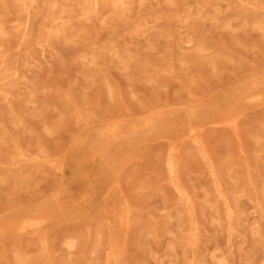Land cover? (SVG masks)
I'll return each instance as SVG.
<instances>
[{
  "label": "rangeland",
  "instance_id": "374dc122",
  "mask_svg": "<svg viewBox=\"0 0 264 264\" xmlns=\"http://www.w3.org/2000/svg\"><path fill=\"white\" fill-rule=\"evenodd\" d=\"M23 1L0 0V227L50 220L47 247L0 235V264H264V0Z\"/></svg>",
  "mask_w": 264,
  "mask_h": 264
},
{
  "label": "bare ground",
  "instance_id": "6f19581e",
  "mask_svg": "<svg viewBox=\"0 0 264 264\" xmlns=\"http://www.w3.org/2000/svg\"><path fill=\"white\" fill-rule=\"evenodd\" d=\"M15 1V3H17V4H19L21 7H22V9L23 10H25L26 12H28V7H29V5H27L23 0H14ZM30 2H33L34 0H29ZM81 3V2H80ZM260 3H262V2H260ZM83 6H85L86 8H84V10H83V13L84 14H87L88 12H92V13H96V12H98V9L101 7V6H105V5H107V6H110L114 11H118V10H120V9H122L123 8V6L125 5V0H83V4H82ZM263 5V4H262ZM51 7H54V5H52ZM82 7V6H81ZM35 8V7H34ZM100 11V10H99ZM30 14V13H29ZM98 15H99V13H98ZM81 16V15H80ZM31 17V16H30ZM88 18V17H87ZM254 19H256V18H254ZM253 19V21H255ZM257 20V19H256ZM29 21V18L27 17V22ZM259 21V20H258ZM53 22V21H52ZM1 23V22H0ZM26 23V22H25ZM254 23V22H253ZM256 23V22H255ZM259 24V23H258ZM261 24V23H260ZM259 24V25H260ZM257 25V24H256ZM53 26V25H52ZM58 26V25H57ZM263 25L261 24V27H262ZM69 27V26H68ZM44 28V27H43ZM54 29V28H53ZM262 30H263V27L261 28ZM260 31V30H259ZM263 32V31H262ZM55 34H57V32H55ZM0 35H4V32H3V28H2V26H1V24H0ZM4 39V38H3ZM1 40H2V38H1ZM186 43V42H185ZM189 44V43H188ZM205 49V48H204ZM184 64H186V63H184ZM262 96H263V94L261 93V92H257V93H255L254 95H248V96H246L245 98H243V103H244V105H254V104H257V103H259L261 100H262ZM150 106H152V105H150ZM173 112V111H172ZM136 122V121H135ZM235 123V122H234ZM133 124H132V122H129V121H117V122H115L113 125H112V127H111V131H110V134H109V136L108 137H106L105 138V144H108V145H112V144H114V143H116V142H118L119 141V139H120V137H121V134L123 133V132H125V131H127L128 129H130V127L132 126ZM233 124H230L229 126H232ZM228 126V127H229ZM231 128H233V127H231ZM235 129V128H234ZM88 136V135H87ZM86 136V137H87ZM92 137V136H91ZM83 139V138H82ZM94 139V138H93ZM191 139V138H190ZM90 140V139H89ZM194 140H196V139H194ZM198 140V139H197ZM85 141H87V140H85ZM189 141H191V140H189ZM200 141V140H199ZM3 142V141H2ZM90 142V141H89ZM88 142V143H89ZM191 142H193V141H191ZM196 142V141H195ZM86 143V142H85ZM181 143V142H180ZM194 143V142H193ZM199 142L197 141V144H198ZM179 144V143H178ZM197 144H195L194 146L196 147L197 146ZM200 144V143H199ZM198 144V145H199ZM203 144V143H202ZM169 145V144H168ZM167 145V146H168ZM201 145V144H200ZM181 146V145H180ZM89 147V146H88ZM169 147H170V145H169ZM169 147H168V149H169ZM200 147V146H199ZM62 148V147H61ZM60 148V149H61ZM64 148H66V145L64 146ZM171 148H174V145L172 146V144H171ZM197 148V151H198V149L200 150V148H198V147H196ZM16 149V148H15ZM175 149V148H174ZM204 149V148H203ZM64 150V149H63ZM180 150V149H179ZM201 150H202V148H201ZM170 151V150H169ZM172 151V150H171ZM174 151V150H173ZM61 152V151H60ZM202 152H204V150L203 151H198V155H200V153H202ZM42 153V152H41ZM64 153V152H63ZM206 153V152H205ZM169 154V153H168ZM171 154V153H170ZM173 154V153H172ZM42 155H44V153L42 154ZM46 155V154H45ZM45 155H44V158H48V157H45ZM177 155H178V153H177ZM201 155H204V153H202ZM200 155V156H201ZM170 156H172V155H170ZM205 156V155H204ZM203 156V157H204ZM206 157H208L207 155H206ZM206 157H205V159H206ZM44 158H42V160L43 161H46V159H44ZM201 158V157H200ZM49 159V158H48ZM54 159H56V158H54ZM167 159V158H166ZM204 159V158H203ZM209 159V158H208ZM174 161H175V159H174ZM174 161H173V159H172V157L170 158H168L167 159V161H166V166H167V170H168V175H169V177H170V181H171V185H172V187L182 196V197H184L187 201H188V199H187V196H186V194L183 192L184 190H182L180 187L182 186H180L178 183H177V180L175 179V174H174V170H176L175 169V167H176V163L174 164ZM177 161V160H176ZM46 163V162H45ZM205 164H206V162H204ZM211 162L209 161V163L207 162V165L209 164V165H211L210 164ZM48 164V163H47ZM50 164H52V166L53 167H55V169L58 171V172H63V170H64V165H65V159H64V156H62L61 158H59V159H56V160H54L53 161V163L51 162ZM206 166L207 168L208 167H211L212 168V166ZM177 169H178V167H177ZM209 169V168H208ZM210 170V169H209ZM212 170H213V168H212ZM211 172H213V171H211ZM210 172V173H211ZM54 174H56L55 172H53ZM176 173V172H175ZM209 173V172H208ZM214 174H215V171L213 172V175H211L212 177H215L214 176ZM210 175V174H209ZM55 176V175H54ZM178 176H179V174H178ZM218 176V175H217ZM176 177H177V175H176ZM180 177V176H179ZM210 177V176H209ZM247 177V176H246ZM260 177H262V178H264V176H260ZM217 178V177H216ZM248 178V177H247ZM250 178H251V176H250ZM177 179H178V177H177ZM211 179V178H210ZM213 179H215V178H213ZM218 179V181H220V179L219 178H217ZM256 179H257V177H256ZM252 180V179H251ZM264 180V179H263ZM262 180V181H263ZM167 181L169 182V180H168V178H167ZM217 181V180H216ZM217 181V183H221V181L220 182H218ZM260 181V180H259ZM167 182V183H168ZM211 182V181H210ZM258 182V181H257ZM212 183V182H211ZM246 184H247V182H246ZM254 185L255 184H253V186L252 187H254ZM168 186H169V184H168ZM183 187H185V186H183ZM238 187H239V185H238ZM186 188V187H185ZM222 188V187H221ZM250 188H251V186H250ZM171 189V188H170ZM212 189H213V187H212ZM234 189H236V188H234ZM244 190V189H243ZM242 190V191H243ZM223 191H224V189H223ZM233 192H235V191H233ZM187 193V192H186ZM218 194H219V192H217ZM223 193V192H222ZM221 193V194H222ZM224 194V193H223ZM222 194V195H223ZM235 194V193H234ZM188 195H190V193L188 194ZM221 195V196H222ZM224 196H226V193H225V195ZM223 196V197H224ZM190 197H191V195H190ZM213 197H214V199L216 198V196H214L213 195ZM225 198V197H224ZM229 198V197H228ZM261 198V197H260ZM43 199V198H42ZM180 198L178 197V200H179ZM193 199V198H192ZM230 199V198H229ZM206 199H204V201H205ZM216 200V199H215ZM179 201H181V199L179 200ZM194 201V200H193ZM204 201H202V202H204ZM219 201V200H218ZM228 202L230 201V200H227ZM233 201V200H232ZM208 202V201H207ZM40 203V202H39ZM125 204H126V202H124ZM123 202H120L119 204H118V211H117V215H116V217H120V215L122 214V213H124L125 211H127V213H130L129 212V210L127 209L128 207L127 206H125V204H124ZM184 203V202H183ZM189 203V202H188ZM194 203V202H193ZM206 203V201L204 202V203H202V204H205ZM218 203V202H217ZM219 203H220V201H219ZM231 203V202H230ZM72 204H75V202H72ZM229 204V203H228ZM184 205V204H183ZM193 205V204H192ZM223 205V204H222ZM229 205H231V204H229ZM129 206V205H128ZM127 207V208H126ZM183 207H185V205L183 206ZM223 207H225V206H223ZM231 207H233L232 205H231ZM133 208V207H132ZM131 207H130V209H132ZM189 208V207H188ZM194 208V207H193ZM185 209V208H184ZM189 210H190V208H189ZM191 210H192V208H191ZM190 210V211H191ZM195 210V209H194ZM223 210V209H222ZM193 211V210H192ZM225 212V217H226V219L229 221V220H231V218H232V212H233V210H232V212H231V210L229 209V208H226L225 210H224ZM235 211V210H234ZM132 212H134V211H132ZM131 212V213H132ZM184 212H186L185 210H184ZM187 213V212H186ZM185 213V214H186ZM191 213V212H190ZM189 213V214H190ZM194 213H196V212H194ZM193 214V213H192ZM192 214H190V215H192ZM186 215H188V214H186ZM196 214H194V216H195ZM234 215V214H233ZM193 216V217H194ZM224 216V215H223ZM131 217V216H130ZM186 217H189V216H186ZM195 217H197V215L195 216ZM194 217V218H195ZM236 217V216H235ZM225 219V218H224ZM50 220V218L49 217H47L46 216V214H44V213H39V214H37V215H29V216H25V217H22V218H20V219H18L17 221H15V222H13L12 224H10L9 226H5V227H0V235H3L6 231H9V232H12V233H15V234H19V233H21V234H31V235H34V236H36L37 238H38V242H40L39 244L40 245H46V247H47V241H46V244H45V241H44V239L42 238V236L40 235L41 234V228H42V225L43 224H45V223H47L48 221ZM196 220V219H195ZM129 221H131V223L133 222L132 221V218H131V220H129ZM187 221H189L188 219H187ZM194 221V220H193ZM197 221V220H196ZM80 222H83V220L81 221L80 220ZM195 222V221H194ZM78 223V222H77ZM130 223V224H131ZM134 223V222H133ZM195 223H197V222H195ZM233 222H231V224H232ZM79 224V223H78ZM82 224V223H81ZM81 224H79V225H81ZM135 224V223H134ZM148 224V223H147ZM188 224V223H187ZM192 224V223H191ZM145 225V224H144ZM143 225V226H144ZM149 225V224H148ZM147 225V226H148ZM123 226H124V224L123 223H121L120 224V226H119V228L122 230L123 229ZM140 226V225H139ZM138 226V229L137 230H139V228H140V230H144V229H142L143 228V226H141V227H139ZM146 226V225H145ZM152 226V225H151ZM134 227V226H133ZM150 227V226H149ZM166 227V226H165ZM189 227V226H188ZM232 227V226H231ZM135 228H136V225H135ZM134 228V229H135ZM147 228V227H146ZM197 228H198V226H197ZM84 229V228H83ZM132 229V228H131ZM150 229V228H149ZM194 229H195V227H194ZM199 229V228H198ZM85 230H87V229H85ZM197 230V229H196ZM195 230V231H196ZM88 231V230H87ZM86 231V232H87ZM145 231V230H144ZM188 231H189V229H188ZM198 231V230H197ZM149 232V231H148ZM77 233V235H78V232H76ZM80 233V235H81V232H79ZM136 233V232H135ZM137 233H138V231H137ZM150 233V232H149ZM192 233V232H191ZM231 233V232H230ZM151 234V233H150ZM198 234H199V231H198ZM76 235V234H75ZM79 235V236H80ZM85 235V234H84ZM87 235H88V233H87ZM137 234H135V236H136ZM196 235V234H195ZM82 236V235H81ZM89 237H91V236H89ZM197 237H198V235H197ZM72 238V237H71ZM139 238V237H138ZM183 238H184V236H183ZM182 238V239H183ZM70 239V238H69ZM73 239V238H72ZM79 239V238H78ZM92 239V238H91ZM140 239V238H139ZM193 239V238H192ZM75 241H76V238L74 239ZM93 240V239H92ZM185 240V239H184ZM183 240V241H184ZM190 240V239H189ZM188 240V241H189ZM85 239H84V241H82V244H81V246L83 247V245L85 244L86 245V243H85ZM109 241V240H108ZM140 242H141V239L139 240ZM193 241V240H192ZM80 243H81V241H79ZM89 242H92L91 240H90V238H89ZM88 242V243H89ZM191 242V241H190ZM93 243V242H92ZM131 243H134V241H133V239L131 238ZM185 243V242H184ZM193 243V242H192ZM128 244V243H127ZM39 245V246H40ZM85 245H84V247H85ZM91 245V244H90ZM129 245V244H128ZM187 245V244H186ZM185 245V246H186ZM193 245L194 244H192V247H193ZM106 246V245H105ZM104 246V247H105ZM130 246V245H129ZM136 246V245H135ZM197 246V245H196ZM41 248L40 249H42V246H40ZM66 247L67 248H73V242H71V241H67V243H66ZM190 247V246H189ZM86 248H88V245H87V247ZM89 248H90V246H89ZM96 248V247H95ZM94 248V249H95ZM136 249H138L137 247H135ZM188 248V247H187ZM76 249H77V245H76ZM79 250H83V248L82 249H80V248H78ZM93 249V248H92ZM92 249L90 248V250L92 251ZM43 250V249H42ZM139 250V249H138ZM147 250V249H146ZM87 251H88V249H87ZM94 251V250H93ZM104 251H105V249H104ZM140 251V250H139ZM195 251V250H194ZM77 252V251H76ZM96 252V251H95ZM141 252V251H140ZM43 253V252H42ZM73 253V252H72ZM78 254H80L79 253V251L77 252ZM94 253V252H93ZM144 253V252H143ZM145 253H147V252H145ZM103 254H105V252L103 253ZM107 254V253H106ZM44 255H45V253H44ZM82 255V254H81ZM43 256V255H42ZM80 256V255H79ZM104 256V258H105V255H103ZM20 257V259H21V256H19ZM44 258H46L45 256H43ZM86 257H88V256H86ZM86 257H85V259H86ZM43 258V259H44ZM48 258H49V256H48ZM75 258L76 259H78V257H76L75 256ZM84 258V257H83ZM111 258V255L109 254L108 255V258H107V260L106 261H108V263L107 264H109L110 263V259ZM122 258V257H121ZM124 258H125V256H124ZM16 259H18V258H16ZM16 259H15V261H16ZM22 261H24V258L22 257ZM197 259V258H196ZM69 260H70V258H69ZM72 261H70L72 264H73V262H74V258L73 259H71ZM78 260H82V261H84L83 259H80V257H79V259ZM92 260V259H91ZM90 260V261H91ZM125 260V259H124ZM21 261V260H20ZM27 261V260H26ZM51 261V260H50ZM77 261V260H76ZM82 261H79V263L81 262L82 263ZM25 262V261H24ZM29 262V261H28ZM55 262V261H54ZM69 262V263H70ZM196 262V261H195ZM19 263V262H18ZM25 263H27V262H25ZM84 263V262H83ZM88 263V262H87ZM89 263H91V262H89ZM197 263V262H196ZM30 264V263H29ZM44 264H48L47 262L46 263H44ZM51 264H52V262H51ZM74 264H76V263H74ZM78 264V263H77ZM85 264V263H84ZM219 264H222V263H219Z\"/></svg>",
  "mask_w": 264,
  "mask_h": 264
}]
</instances>
